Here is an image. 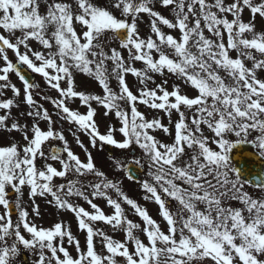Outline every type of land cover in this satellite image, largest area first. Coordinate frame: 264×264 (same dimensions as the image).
<instances>
[{"label":"snow or ice","instance_id":"snow-or-ice-1","mask_svg":"<svg viewBox=\"0 0 264 264\" xmlns=\"http://www.w3.org/2000/svg\"><path fill=\"white\" fill-rule=\"evenodd\" d=\"M81 75L100 91L79 90ZM77 99L86 112L69 106ZM93 104L115 119L105 133ZM0 112V264L20 246L35 264H264V170L249 174L264 164V0H0ZM81 134L91 149L122 153L107 157L111 174ZM125 180L158 206L165 229ZM25 188L36 217L38 198L73 214L84 245L63 221L30 219Z\"/></svg>","mask_w":264,"mask_h":264},{"label":"rangeland","instance_id":"rangeland-1","mask_svg":"<svg viewBox=\"0 0 264 264\" xmlns=\"http://www.w3.org/2000/svg\"><path fill=\"white\" fill-rule=\"evenodd\" d=\"M248 16H249V14L246 11L245 14H244V18H245L246 21L248 19ZM165 31H168V30L165 29ZM147 32H148L147 27L145 25H141V35H145ZM171 34L176 35V33H171ZM33 47L35 48L34 44H33ZM9 54H10V56L12 55L11 53H9ZM125 55H126V53H125ZM134 66L137 67V68H140V67H142V64L140 62H137ZM158 77L159 76H156L155 79L157 80ZM11 79H12L13 83H15L17 85V87H22L21 82L19 81V79L14 74L11 75ZM36 80H37V82H39L41 84V87L44 86L43 83H42V79L40 77L36 76ZM78 81L79 80H77V82ZM127 82L129 83L130 88L134 92H136L137 91V87L136 86H137V83H138L136 78H134L133 76H131L129 74L128 77H127ZM80 83H82V82H80ZM80 83H78L79 87H81L82 84H83V87H82V88H84L83 90H85L87 92H90V90H89L90 86H88L87 83H82V84H80ZM149 86L152 87L151 84ZM93 87H96V85L94 84ZM190 93H192V92L190 90H188L187 94H190ZM50 94L51 95H56L54 92H52ZM8 95L10 97L11 93L9 92ZM45 106L48 107L51 110V105L46 104ZM69 106L71 108H73V109H78L82 113L86 112V108L80 106L78 99L74 103H70ZM138 107H139L140 111H142V112H144L146 114L156 115L155 112H152L151 110L146 109L142 105L138 106ZM103 111L104 110L102 108L98 107L97 108V116L95 117V119L98 122L99 129H100L101 133H105L106 132L107 127L109 126V124H115L116 123V122H113L114 117H112V116H109L108 120H106V118L103 116ZM0 114H3V113L0 112ZM159 116L162 117L163 118V122L165 124H167V117L164 116L163 113H160ZM176 119H177V116L174 115L173 116V120H176ZM41 126L44 127V124L42 123ZM116 126H118V124ZM69 127H70V125H68L67 123L63 124L64 134H65L66 138L68 139V141L70 143V146L72 147L73 151L76 154L80 155L81 159L84 160L85 156H84L83 152L78 148V146L75 144V142L73 140L72 135L67 131L69 129ZM116 138L118 140L121 139L119 134L116 135ZM81 139L88 145L87 137H85V136H83V134H81ZM0 143H4V141L2 139H0ZM88 146H89L90 150L93 153V156H94L95 162L97 163V166L101 167L105 172L111 174L112 170L110 168V162L107 159L108 155L106 154V156H105L104 155V153H105L104 151L91 149L90 145H88ZM114 156L121 157L122 153L119 150L114 149ZM129 159H131V158H129ZM38 163H39V161H38ZM55 166L59 167L58 164L55 165ZM56 183H60V180L57 179ZM123 188H124V191L129 195L130 198L135 199L141 206L147 208L149 214L155 220H157L158 223L161 224L162 229L166 228L165 222L159 216L158 206L155 205L152 202L143 200V198H142L143 193L139 190V186L138 185H136L134 183H131V182H128L127 180H125L124 184H123ZM24 192H25V195H24L23 199L25 201V207H27V210L30 213V217H29L30 219H32L38 226H42L44 228H49V227L53 226L56 222L63 221L66 225L70 226V230L72 231L73 235L76 236V238L80 240L81 245L82 246L84 245L85 236H84V234L82 232L79 231L78 226H77V222H76L73 214H71V213H69L67 211H58L54 207H51V206L47 205L43 199H39L38 198L36 203L39 204V206H40L41 215L39 217H36L35 214L32 213L31 207H28V194H27L28 190H27V188L24 189ZM78 202L81 204V206H83L86 209H88L89 211H91V209L89 208V206L86 203H84L83 201H78ZM95 202L98 203V205L105 211L106 214H111L112 209H110L107 206L106 201L97 200ZM124 207H125V210H126L127 218L132 220L134 223H139V224H141V226H143L142 221L133 212V210H131L127 205H124ZM2 213H3V209L0 208V214H2ZM16 218H17L16 216L15 217L13 216V220L14 221L16 220ZM98 226L104 228V230L106 232H108V234L110 236H112L113 239L120 240V241H123L125 239L124 233L122 231H112L108 226H105L102 223L99 224ZM23 234H25L26 238H29L26 233H23ZM141 238H143V237H141ZM64 246L66 247V249L70 252V254L73 257H75L77 255L74 246L68 245L66 239H65ZM97 250L98 251L101 250L99 244H97ZM23 253H26L28 255V257L31 259V261H32L31 264H35L36 260L38 259L37 254H35V253H33V252L29 251V250L24 249L22 246H20L19 254L14 259L13 264H24L23 263V256H22Z\"/></svg>","mask_w":264,"mask_h":264},{"label":"water","instance_id":"water-1","mask_svg":"<svg viewBox=\"0 0 264 264\" xmlns=\"http://www.w3.org/2000/svg\"><path fill=\"white\" fill-rule=\"evenodd\" d=\"M25 73L27 74V75H29L26 71H25ZM106 149L110 152V153H112V149H111V147H109V146H106ZM249 151H251V149L249 148V146H240V147H238L237 149H234L233 150V155L235 156V155H242L244 152H249ZM236 163H237V165L239 166L240 165V163H241V161H236ZM244 163L245 164H250V163H252V161H251V158H249V157H245L244 158ZM259 170H264V164H262V165H259V169H252L251 171H250V175L252 174V172H258Z\"/></svg>","mask_w":264,"mask_h":264}]
</instances>
